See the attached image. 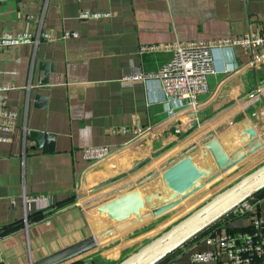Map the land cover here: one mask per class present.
<instances>
[{
  "label": "crops",
  "instance_id": "crops-1",
  "mask_svg": "<svg viewBox=\"0 0 264 264\" xmlns=\"http://www.w3.org/2000/svg\"><path fill=\"white\" fill-rule=\"evenodd\" d=\"M0 24L50 35L0 54V84L12 87L8 105L18 114L10 140L0 141V260L7 264H30L115 224L101 210L111 200L136 193L149 206V197H175L166 174L186 158L204 174L246 140L259 139L234 158L264 142V48L215 49L209 91L174 114L158 78L119 83L124 74H155L170 57L164 49L140 52L142 45L264 30V0H0ZM120 126L137 132H112ZM96 145L109 146V155L84 160L82 148ZM263 161L264 147L236 171ZM193 198L60 264H115ZM250 199L264 219V188ZM250 219L231 212L157 264H204L189 255L209 249L205 235L246 231Z\"/></svg>",
  "mask_w": 264,
  "mask_h": 264
},
{
  "label": "built area",
  "instance_id": "built-area-1",
  "mask_svg": "<svg viewBox=\"0 0 264 264\" xmlns=\"http://www.w3.org/2000/svg\"><path fill=\"white\" fill-rule=\"evenodd\" d=\"M88 13L80 17H87ZM99 16L100 14H90ZM108 15V14H103ZM76 36L75 32H66L63 37ZM48 33L12 32L1 28L0 54L5 47L21 44H38L40 40H48ZM241 45L252 52L264 48V30L248 31L240 36L224 37L219 40H192L184 44L180 42L150 44L140 46V52L150 50H168L171 54L155 74L139 72L124 74L119 83L122 87H130L137 81H148L158 78L168 104V113L174 114L176 108L195 106L197 97L209 91V77L216 73L213 51L218 48H234ZM12 87L0 84V141L10 140V134L18 125V114L8 105L7 92ZM254 92L249 94L253 97ZM113 133L126 134L137 132L134 128L120 126L112 129ZM110 147L107 145L86 146L82 148L84 160L97 161L107 157ZM243 200L232 212L236 215H251L249 229L231 232L215 230L203 237L209 249L193 252L189 255L191 262L204 264H264V219L254 210L250 199ZM41 200L40 198H35ZM46 199V198H45Z\"/></svg>",
  "mask_w": 264,
  "mask_h": 264
},
{
  "label": "water",
  "instance_id": "water-1",
  "mask_svg": "<svg viewBox=\"0 0 264 264\" xmlns=\"http://www.w3.org/2000/svg\"><path fill=\"white\" fill-rule=\"evenodd\" d=\"M33 136L38 139L37 143H39L42 135L35 132ZM45 136L49 138L50 134ZM258 140V138L246 140L243 146L230 153L218 167L204 174L191 163L190 159L186 158L181 165H176L166 174L169 186L176 192L175 197L169 199L160 197L161 200L156 197L152 200L149 197L146 201L149 206H146L144 199L136 193L111 200L102 206L101 210H106V214L116 220L115 224L108 225L93 235L40 260L30 262V264H60L172 210L259 152L264 147V142L234 158L242 148H247ZM263 188L264 161L212 194L186 215L171 223L115 264H157L219 219L231 213L243 200ZM157 200L160 202L154 203ZM0 264L7 263L2 259Z\"/></svg>",
  "mask_w": 264,
  "mask_h": 264
},
{
  "label": "rangeland",
  "instance_id": "rangeland-1",
  "mask_svg": "<svg viewBox=\"0 0 264 264\" xmlns=\"http://www.w3.org/2000/svg\"><path fill=\"white\" fill-rule=\"evenodd\" d=\"M238 167L239 166H237L235 169L231 170L230 172H228L227 174H225L224 176H222L221 178H219L218 180L214 181L213 183H211L210 185L205 187L203 190H200L198 193H196L194 196H192L191 198L194 197L193 200L191 201L192 204H190L188 206V208L186 207L185 211L182 212V215H179L178 219H180L181 217L186 215L188 212H190L193 209V207L195 208L196 206L201 204L204 200L208 199L212 194H214L215 192L219 191L220 189L224 188L225 186L229 185L230 183L235 181L237 178H239L240 177V173L242 174L243 170L241 172L240 171H236V169ZM234 171H235V173H234ZM232 172H233V174H232ZM191 198H189V199H191ZM167 227L168 226H165L163 229H165ZM163 229H161V231ZM156 232L158 233V231H156Z\"/></svg>",
  "mask_w": 264,
  "mask_h": 264
},
{
  "label": "trees",
  "instance_id": "trees-1",
  "mask_svg": "<svg viewBox=\"0 0 264 264\" xmlns=\"http://www.w3.org/2000/svg\"><path fill=\"white\" fill-rule=\"evenodd\" d=\"M210 227H211V226H210ZM210 227H209V228H210ZM209 228H207V229H209ZM207 229H206V230H207ZM206 230H205V231H206ZM205 231H203V232H205ZM203 232H202V233H203ZM200 234H201V233H200ZM200 234H199V235H200Z\"/></svg>",
  "mask_w": 264,
  "mask_h": 264
}]
</instances>
